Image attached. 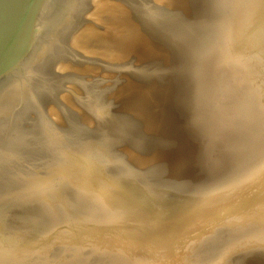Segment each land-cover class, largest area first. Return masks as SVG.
Listing matches in <instances>:
<instances>
[{
    "label": "water",
    "instance_id": "obj_1",
    "mask_svg": "<svg viewBox=\"0 0 264 264\" xmlns=\"http://www.w3.org/2000/svg\"><path fill=\"white\" fill-rule=\"evenodd\" d=\"M0 264H264V0H0Z\"/></svg>",
    "mask_w": 264,
    "mask_h": 264
}]
</instances>
